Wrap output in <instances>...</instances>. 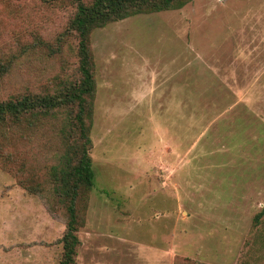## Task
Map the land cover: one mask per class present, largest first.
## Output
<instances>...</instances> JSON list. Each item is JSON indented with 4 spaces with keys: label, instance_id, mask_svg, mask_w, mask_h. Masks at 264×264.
<instances>
[{
    "label": "rangeland",
    "instance_id": "1",
    "mask_svg": "<svg viewBox=\"0 0 264 264\" xmlns=\"http://www.w3.org/2000/svg\"><path fill=\"white\" fill-rule=\"evenodd\" d=\"M75 12L0 0V101L79 80ZM90 45L95 182L77 203L75 264H264V0L134 15ZM58 130L0 133V264L62 259Z\"/></svg>",
    "mask_w": 264,
    "mask_h": 264
},
{
    "label": "trees",
    "instance_id": "2",
    "mask_svg": "<svg viewBox=\"0 0 264 264\" xmlns=\"http://www.w3.org/2000/svg\"><path fill=\"white\" fill-rule=\"evenodd\" d=\"M190 1L73 0L76 12L66 33H74L78 38L79 80L64 83L54 93H31L0 101V133L24 124L34 127L42 122L58 123V135L64 150L59 163L52 166L51 171L55 195L64 202L69 215L62 238L63 256L59 264L76 262L77 249L81 244L77 203L82 193L89 194L95 182L90 155V131L96 92L91 33L111 22L143 13L182 8ZM62 39L63 36L59 41ZM51 49L54 51L55 48ZM263 215L264 208L255 219L258 221Z\"/></svg>",
    "mask_w": 264,
    "mask_h": 264
}]
</instances>
